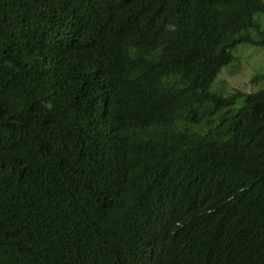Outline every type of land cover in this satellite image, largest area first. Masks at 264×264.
<instances>
[{"label": "trees", "instance_id": "trees-1", "mask_svg": "<svg viewBox=\"0 0 264 264\" xmlns=\"http://www.w3.org/2000/svg\"><path fill=\"white\" fill-rule=\"evenodd\" d=\"M259 14L0 0V264H264V88L212 89Z\"/></svg>", "mask_w": 264, "mask_h": 264}, {"label": "rangeland", "instance_id": "rangeland-1", "mask_svg": "<svg viewBox=\"0 0 264 264\" xmlns=\"http://www.w3.org/2000/svg\"><path fill=\"white\" fill-rule=\"evenodd\" d=\"M255 20L260 25V31H252L254 40H261L264 35V15H256ZM235 59L225 67L216 78L212 89L229 95L233 91L244 93L257 92L264 88V81L253 84V77L264 73V48L249 45L239 46L233 51Z\"/></svg>", "mask_w": 264, "mask_h": 264}]
</instances>
